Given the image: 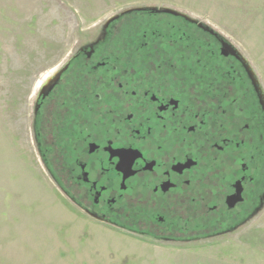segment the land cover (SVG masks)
I'll return each instance as SVG.
<instances>
[{
	"label": "flooded vegetation",
	"instance_id": "af4514ba",
	"mask_svg": "<svg viewBox=\"0 0 264 264\" xmlns=\"http://www.w3.org/2000/svg\"><path fill=\"white\" fill-rule=\"evenodd\" d=\"M130 15L131 28L108 27L42 88L38 145L92 220L170 243L234 231L264 195L253 73L183 16Z\"/></svg>",
	"mask_w": 264,
	"mask_h": 264
},
{
	"label": "rangeland",
	"instance_id": "374dc122",
	"mask_svg": "<svg viewBox=\"0 0 264 264\" xmlns=\"http://www.w3.org/2000/svg\"><path fill=\"white\" fill-rule=\"evenodd\" d=\"M160 9L234 48L264 109V0H0V264H264V195L234 231L157 241L83 214L35 138L36 98L71 57L116 22L131 28L130 14Z\"/></svg>",
	"mask_w": 264,
	"mask_h": 264
},
{
	"label": "water",
	"instance_id": "95a60500",
	"mask_svg": "<svg viewBox=\"0 0 264 264\" xmlns=\"http://www.w3.org/2000/svg\"><path fill=\"white\" fill-rule=\"evenodd\" d=\"M153 12H154V13H162V14L177 15V13H175L174 11L169 10V9L154 10ZM225 48H227V49L230 48V49H231V47L228 46V45H226ZM231 50H232V49H231ZM231 53H233V52H231ZM226 55H228V53H226ZM59 73H60V72H59ZM59 73H58V74L52 79L51 84H52L55 80L58 79V77H59V75H60ZM50 81H51V80H50ZM255 83H256V82H254V79H253V88H254V91H255V93H256V95H257V97H258V101H259L260 106L263 108V102H262L261 96H260V94H259V90H258V88H257V86H256ZM51 84H50V85H51ZM46 87H47V85H44V86H43V89H45Z\"/></svg>",
	"mask_w": 264,
	"mask_h": 264
},
{
	"label": "trees",
	"instance_id": "16d2710c",
	"mask_svg": "<svg viewBox=\"0 0 264 264\" xmlns=\"http://www.w3.org/2000/svg\"><path fill=\"white\" fill-rule=\"evenodd\" d=\"M56 169V168H55ZM57 170V174H58V168L56 169Z\"/></svg>",
	"mask_w": 264,
	"mask_h": 264
}]
</instances>
